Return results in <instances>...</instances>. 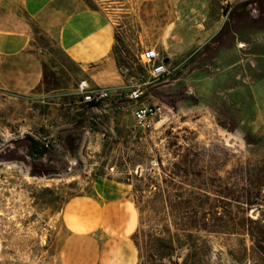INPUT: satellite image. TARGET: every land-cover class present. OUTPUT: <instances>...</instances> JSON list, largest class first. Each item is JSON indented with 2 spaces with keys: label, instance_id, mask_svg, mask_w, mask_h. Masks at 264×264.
<instances>
[{
  "label": "rangeland",
  "instance_id": "rangeland-1",
  "mask_svg": "<svg viewBox=\"0 0 264 264\" xmlns=\"http://www.w3.org/2000/svg\"><path fill=\"white\" fill-rule=\"evenodd\" d=\"M78 10L111 22L128 86L83 104L78 82L97 84L31 19L40 84L6 88L0 58V264H138L135 187L222 214L227 229L207 236L212 264H264V0H66L61 17ZM6 11L22 13L21 0H0ZM148 47L169 73L147 85L165 113L143 129L126 96L148 79ZM98 176L131 194L99 231L71 233L65 205Z\"/></svg>",
  "mask_w": 264,
  "mask_h": 264
},
{
  "label": "crops",
  "instance_id": "crops-1",
  "mask_svg": "<svg viewBox=\"0 0 264 264\" xmlns=\"http://www.w3.org/2000/svg\"><path fill=\"white\" fill-rule=\"evenodd\" d=\"M21 6L22 13H0V58L7 63L2 69L3 86L22 91L41 82L43 70L40 56L32 46L31 19L87 70L94 84L108 88L111 95L127 89V80L113 52L118 41L109 20L98 12L94 15L85 10L67 13L63 18L66 0H21ZM131 190V185L98 176L92 191L66 203L63 216L67 228L81 235L99 231L104 220L113 219L112 207L127 201Z\"/></svg>",
  "mask_w": 264,
  "mask_h": 264
},
{
  "label": "trees",
  "instance_id": "trees-1",
  "mask_svg": "<svg viewBox=\"0 0 264 264\" xmlns=\"http://www.w3.org/2000/svg\"><path fill=\"white\" fill-rule=\"evenodd\" d=\"M252 2L244 1L242 5ZM39 153L44 155L47 150L41 148ZM135 191L140 213V227L134 235L138 264H212L207 236L227 229L222 214L202 210L204 207L195 204L194 196L170 195L160 189L157 194L146 197L145 188L135 187ZM204 196L206 201L211 200L209 195ZM248 221L253 223L250 218ZM200 233L206 238L199 236Z\"/></svg>",
  "mask_w": 264,
  "mask_h": 264
},
{
  "label": "built area",
  "instance_id": "built-area-1",
  "mask_svg": "<svg viewBox=\"0 0 264 264\" xmlns=\"http://www.w3.org/2000/svg\"><path fill=\"white\" fill-rule=\"evenodd\" d=\"M141 63L148 73V79L135 85L126 98L135 104L133 117L136 124L143 129H149L153 121L165 113V106L147 100L146 88L150 82L159 81L169 73V63L165 62V57L155 47H148L142 52ZM77 93L81 102L88 106L102 103L111 98L108 88L99 85L93 86L86 79L78 82ZM124 97L121 95V98ZM45 147H48L47 143Z\"/></svg>",
  "mask_w": 264,
  "mask_h": 264
},
{
  "label": "water",
  "instance_id": "water-1",
  "mask_svg": "<svg viewBox=\"0 0 264 264\" xmlns=\"http://www.w3.org/2000/svg\"><path fill=\"white\" fill-rule=\"evenodd\" d=\"M165 62H166V63H168V62H169V59H168V58H166V59H165Z\"/></svg>",
  "mask_w": 264,
  "mask_h": 264
}]
</instances>
